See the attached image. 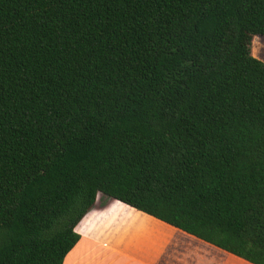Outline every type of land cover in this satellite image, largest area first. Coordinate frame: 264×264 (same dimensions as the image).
I'll use <instances>...</instances> for the list:
<instances>
[{
  "label": "trees",
  "instance_id": "1",
  "mask_svg": "<svg viewBox=\"0 0 264 264\" xmlns=\"http://www.w3.org/2000/svg\"><path fill=\"white\" fill-rule=\"evenodd\" d=\"M255 36L264 0H0V264H64L100 193L264 264Z\"/></svg>",
  "mask_w": 264,
  "mask_h": 264
},
{
  "label": "crops",
  "instance_id": "2",
  "mask_svg": "<svg viewBox=\"0 0 264 264\" xmlns=\"http://www.w3.org/2000/svg\"><path fill=\"white\" fill-rule=\"evenodd\" d=\"M125 205L130 210L142 212ZM130 210H114L106 205L101 211H105L109 219L123 222H80L76 231L81 239L71 252L79 253L76 248L85 243L90 257L94 259L99 254L104 258V264H253L163 221L167 229L172 230L170 234L143 233ZM95 227H98L99 234L92 231ZM86 252L69 253L64 264H89V253ZM96 263L92 261V264Z\"/></svg>",
  "mask_w": 264,
  "mask_h": 264
},
{
  "label": "rangeland",
  "instance_id": "3",
  "mask_svg": "<svg viewBox=\"0 0 264 264\" xmlns=\"http://www.w3.org/2000/svg\"><path fill=\"white\" fill-rule=\"evenodd\" d=\"M252 53L255 57L260 58L264 61V36H255L253 38V42H252ZM110 207L111 209L114 210H119L121 208H123V210H130L129 207H127L125 204H123L120 201L114 200L112 198H109L107 196H105L104 194L100 193L98 195L97 198V202L95 204V206L93 207V211L87 216V218L83 221V222H96V223H100V222H123L120 220H111L109 219V216L105 215V211H101L102 208H104L105 206ZM130 213L133 215V217L135 218V222H138V227L139 230L142 231L143 233H147L148 235L153 233V232H164L166 233V235L170 234L172 232V230L167 229L166 225L158 220L155 219L152 216H149L145 213L139 212L137 210H130ZM82 229V228H81ZM93 232L98 233V227L93 228L92 230ZM89 246H93L92 244H89ZM136 245V243L134 244V246ZM87 247V246H86ZM85 247V243L80 245H78V247L76 248V250L79 251V253L77 251H75V253H70L69 255H73V254H80V252L82 254L85 253V251H87L86 253H89V249ZM80 249V250H79ZM96 249H94L95 251ZM88 261L89 264H92V261L96 263V264H104L105 260L103 257H99V254L95 255V260L93 258L90 257V253L88 254ZM69 262V261H68ZM71 262V260H70ZM69 264H73V263H69ZM78 264V263H77ZM83 264V263H82ZM87 264V262H86Z\"/></svg>",
  "mask_w": 264,
  "mask_h": 264
}]
</instances>
